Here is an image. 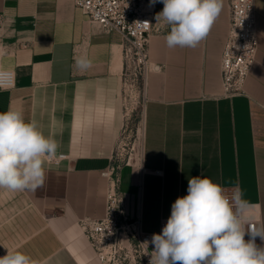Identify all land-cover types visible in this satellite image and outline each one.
<instances>
[{
    "label": "crops",
    "instance_id": "obj_1",
    "mask_svg": "<svg viewBox=\"0 0 264 264\" xmlns=\"http://www.w3.org/2000/svg\"><path fill=\"white\" fill-rule=\"evenodd\" d=\"M229 2L195 48H168L166 26L149 36L140 171L124 169L118 184L144 231L160 230L196 176L224 190L239 185L264 223V0H255L257 59L245 92L232 97L222 95L221 76ZM82 54L93 62L87 71L74 68ZM0 68L16 75L13 88L0 89V112L37 120L58 142L55 156L67 155L46 160L45 184L35 192L0 189V256L8 249L37 264H100L79 219L104 216L118 176L121 34L105 32L73 0H0Z\"/></svg>",
    "mask_w": 264,
    "mask_h": 264
},
{
    "label": "clouds",
    "instance_id": "obj_2",
    "mask_svg": "<svg viewBox=\"0 0 264 264\" xmlns=\"http://www.w3.org/2000/svg\"><path fill=\"white\" fill-rule=\"evenodd\" d=\"M163 4L155 20L168 32V48H195L209 35L219 18L223 0H150ZM92 60L82 54L74 68L87 71ZM58 142L46 136L35 119L26 120L21 110L0 112V189L33 191L45 184L44 164L51 160ZM252 205L239 185L231 197L208 177H191L187 195L177 197L161 233L151 237L149 264H264V223L253 224ZM249 239L246 241L245 236ZM148 246L149 242H145ZM0 264H37L19 250H8Z\"/></svg>",
    "mask_w": 264,
    "mask_h": 264
},
{
    "label": "built area",
    "instance_id": "obj_3",
    "mask_svg": "<svg viewBox=\"0 0 264 264\" xmlns=\"http://www.w3.org/2000/svg\"><path fill=\"white\" fill-rule=\"evenodd\" d=\"M74 5L88 19L98 23L105 32L117 31L123 38V56L126 61L123 76L135 72L130 59L139 67L143 77V104L146 99V79L150 70L148 40L152 32L160 30L153 17L150 0H73ZM154 6V5H152ZM258 30L255 0H230L229 31L221 55L222 95L232 97L245 92L244 85L257 59ZM134 70V71H133ZM16 84L14 70L0 68V89H11ZM66 154L52 158L59 161ZM115 167H112L114 169ZM105 174L110 175L109 171ZM119 178L112 180L107 193L103 217H81L79 225L95 248L100 264H105L112 255L126 248L136 263L149 264L152 251L150 243L154 233L159 234L168 218H163L159 231L148 232L141 227L140 216L132 217L127 212L126 201L119 190ZM235 190H225L231 197ZM248 214L254 217L253 224H261V217L253 207ZM249 237L246 235L245 240ZM145 242H149L148 246ZM256 244L262 246L259 237ZM109 257V259H108Z\"/></svg>",
    "mask_w": 264,
    "mask_h": 264
},
{
    "label": "rangeland",
    "instance_id": "obj_4",
    "mask_svg": "<svg viewBox=\"0 0 264 264\" xmlns=\"http://www.w3.org/2000/svg\"><path fill=\"white\" fill-rule=\"evenodd\" d=\"M153 9V17L163 9V4L157 2ZM156 22V20H155ZM156 24L160 30L165 26L163 23ZM124 58V56H123ZM130 68L135 66V73L127 74L122 79V102L124 109L123 123L115 141L114 156L116 157L119 179L122 180L123 170H129L133 175L140 171L142 157V102H143V77L139 74V67L130 59ZM126 67V61L124 58ZM134 71V70H133ZM115 176V175H114ZM109 259V257H108ZM105 264H139L132 258L130 251L126 248L120 254H114Z\"/></svg>",
    "mask_w": 264,
    "mask_h": 264
}]
</instances>
